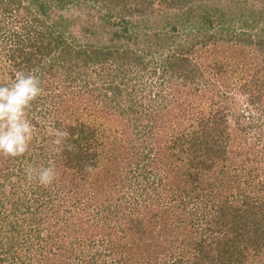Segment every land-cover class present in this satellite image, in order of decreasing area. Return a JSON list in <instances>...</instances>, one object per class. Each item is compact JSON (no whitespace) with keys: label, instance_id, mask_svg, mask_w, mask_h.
Instances as JSON below:
<instances>
[{"label":"trees","instance_id":"1","mask_svg":"<svg viewBox=\"0 0 264 264\" xmlns=\"http://www.w3.org/2000/svg\"><path fill=\"white\" fill-rule=\"evenodd\" d=\"M91 1L109 43L70 40L68 0H0V83L34 72L43 88L28 151L0 156L13 200L0 264H253L264 255V4L242 30L209 33L195 21L210 13L186 16L207 0ZM129 66L161 81L138 98L147 88ZM48 126L67 132L62 145ZM49 162L51 185L25 178Z\"/></svg>","mask_w":264,"mask_h":264},{"label":"rangeland","instance_id":"2","mask_svg":"<svg viewBox=\"0 0 264 264\" xmlns=\"http://www.w3.org/2000/svg\"><path fill=\"white\" fill-rule=\"evenodd\" d=\"M240 1H241V3H240ZM240 1H238V0H221V1L216 0V2L212 1V0L204 1L203 4L195 5L198 7L197 11L191 12V14L186 15L189 17L188 18V24H190V20L191 21L195 20V19L197 20V18H198V20H200L202 15H206V14L210 13L211 19H209L207 21V23H202L201 21L200 22L195 21V24L205 27V29H208L209 33H215V32L218 33L219 31H228V33L233 32V31H240V30H242L241 26L247 20V17L250 16L252 13L254 15L255 12H258L259 9H262V6L264 4V0H240ZM216 3L220 4L219 5L220 8L223 7L222 11L225 13H222V12L218 11V9L214 8ZM102 4H103L102 2L100 4H97V3L92 2L91 0H68V2L65 4V7H63L62 10H60L59 14H61V16L63 18L68 17V19H67L68 20V22H67L68 28L67 29H68V34H70V37H71L70 40H75L76 43L85 44L86 42H89V41L95 42L99 38L103 37V39H105V42H107V43L110 42L109 38L111 36H110V34H107V32H106V29H107V31L110 30V29H108V27H110V26L107 27L108 24H105L107 27V28L105 27L106 29L102 26L103 21L101 19V15H102V13L105 12V7H104V5L102 7ZM51 6L54 7L53 4H51ZM52 7L50 10L54 11ZM212 8H214V9L212 10ZM69 18L71 19L70 21H69ZM248 23H249V25H248L249 28L247 29V31H249V30L254 31V29H258L262 25L261 21L258 19H256L253 22H248ZM189 27H190V25H188V27H184L182 29L184 31H186L187 29H189ZM61 28H63V26ZM99 29L104 30V32L100 33ZM94 30L99 32V34H100L99 37H98V34L92 33V31H94ZM170 44L171 43L169 41V42H166L165 45L169 46ZM245 48L248 49L247 47H245ZM196 49H197V52L200 51L199 47ZM194 51H196V50H194ZM142 70L143 69L138 70V68L135 66H129V67L125 68V71H127L125 77L131 78L133 84H136L140 87L142 85H144V86L146 85L147 90L143 89V92L138 96V98L140 96H147L149 94V89L151 88V86H155L156 84L159 83V81H161L159 78L161 72H159L158 69H155L156 70L155 75H153V74L149 75L151 69H147L146 73H145V71L142 72ZM138 74H140V75H138ZM236 99H237L236 105H235L236 108H240L243 111L246 110L247 108H246L245 97L244 96H237ZM146 102H147V100L144 101V104H147ZM235 106L232 105L231 102L228 103L229 108L234 109L233 107H235ZM32 114H31V116H29L31 122H34V121H32L33 117H36V119H37L36 121L40 120L39 116L36 115L37 113H32ZM34 114L36 116H34ZM243 116H244V114H243ZM229 121H230V126L232 128L233 127L232 119L230 118ZM260 131H261V129H260V127H258V129H256V131H254V132L257 135V133ZM255 134L251 133V135H249V143H251L255 140V138H256ZM25 160L26 159H24V161ZM18 161L19 160H16V162H18ZM25 163H27V161H25ZM231 167H233V166H231ZM257 173L261 176L260 181H262V173H264V171H262L260 169ZM1 175H3V174H1ZM6 179L7 178L4 176L0 177V199H2V200H0V213L3 211H4V213H8L6 208H8L9 212L12 208L11 202L13 200L9 201L12 198L8 199L6 197L8 192L10 191V188H12V187L10 186L9 181ZM16 180H17L16 177L12 178L13 182H15ZM2 183H4L5 186H2ZM20 190H21V188H20ZM17 194H18V192H17ZM31 197H33V196L29 195V198H31ZM29 204H32V203L29 202ZM24 205H26V204H24ZM4 206H6V207L4 208ZM21 213H23V214L25 213L24 216H28V214H26V212H24V211H22ZM10 214L11 213L7 214V215H9V218H13L12 216H10ZM17 218H18V216H17ZM0 223H1L0 225H2L4 227L6 225L5 223H7V222H1V220H0ZM5 228H6V226H5ZM8 232L11 233V231H9V230H8ZM96 234H97L98 239L101 238L100 235L102 233L100 232L99 229H96ZM86 243H85V245H87ZM57 256L60 260L59 254H57ZM52 258H53V256H52ZM63 261H65L66 264H75L74 257H72L71 260H69V261H67V259H64ZM57 262H59V261H57ZM251 263H253V264H264V255L253 257V261ZM2 264H7V263L3 262Z\"/></svg>","mask_w":264,"mask_h":264},{"label":"clouds","instance_id":"3","mask_svg":"<svg viewBox=\"0 0 264 264\" xmlns=\"http://www.w3.org/2000/svg\"><path fill=\"white\" fill-rule=\"evenodd\" d=\"M42 94L40 77L34 72L18 71L10 82L0 83V156L15 158L28 151L34 137L29 111L33 101ZM47 131L54 137V145H62L68 135L66 131L51 126L47 127ZM56 177L52 162L47 166H29L25 169L28 181L35 180L45 187L51 185Z\"/></svg>","mask_w":264,"mask_h":264}]
</instances>
